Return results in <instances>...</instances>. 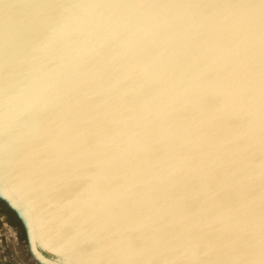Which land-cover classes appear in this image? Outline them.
Listing matches in <instances>:
<instances>
[{"label": "water", "instance_id": "95a60500", "mask_svg": "<svg viewBox=\"0 0 264 264\" xmlns=\"http://www.w3.org/2000/svg\"><path fill=\"white\" fill-rule=\"evenodd\" d=\"M1 264H264V0H0Z\"/></svg>", "mask_w": 264, "mask_h": 264}, {"label": "rangeland", "instance_id": "374dc122", "mask_svg": "<svg viewBox=\"0 0 264 264\" xmlns=\"http://www.w3.org/2000/svg\"><path fill=\"white\" fill-rule=\"evenodd\" d=\"M0 264H1V260H0Z\"/></svg>", "mask_w": 264, "mask_h": 264}]
</instances>
